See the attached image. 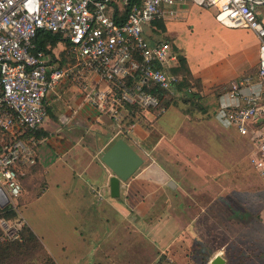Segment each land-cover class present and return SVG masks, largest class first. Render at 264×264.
Here are the masks:
<instances>
[{
	"label": "crops",
	"instance_id": "obj_1",
	"mask_svg": "<svg viewBox=\"0 0 264 264\" xmlns=\"http://www.w3.org/2000/svg\"><path fill=\"white\" fill-rule=\"evenodd\" d=\"M175 7L176 17L146 26V35L152 42L169 40L177 54L186 57L193 77L201 82L194 90L197 96L216 100L218 108L211 119L204 104L190 113L184 103L171 104L162 116L144 112L120 131L109 114L84 99L78 86L68 81L56 86L45 99L48 113L37 131L36 162L20 167L23 192L16 206L56 264H157L164 255L177 259L171 249L189 224L184 219L189 200L184 179L203 173L199 166L187 172V155L199 158L205 155L203 143L210 147V141L197 140L198 149L188 152L187 135L196 129L207 137L209 123L235 129L217 115L232 102L228 88L233 80L252 74L251 87L264 91V80L257 77L260 40L253 30L226 26L214 7L192 0ZM62 43L52 48L54 53ZM177 64L172 61L171 67ZM258 127L264 128V121ZM119 137L143 156L144 163L113 197L114 173L102 153ZM221 139H213L214 150L222 148ZM217 255L229 264L220 252L205 254L202 264H212Z\"/></svg>",
	"mask_w": 264,
	"mask_h": 264
},
{
	"label": "built area",
	"instance_id": "obj_2",
	"mask_svg": "<svg viewBox=\"0 0 264 264\" xmlns=\"http://www.w3.org/2000/svg\"><path fill=\"white\" fill-rule=\"evenodd\" d=\"M182 0H0V130L11 134L0 144V189L16 209L23 192L20 167L36 162L37 131L47 117L46 96L62 82L82 91L86 101L109 114L119 130L129 128L135 114L167 112L152 90L182 96V75L170 71L178 54L167 39L152 42L145 28L176 17ZM214 7L229 27L248 28L260 40L257 77L264 80V0H192ZM42 30L67 39V60H55L37 47ZM50 48V46H47ZM248 74L232 81V102L217 113L219 120L248 137V162L264 185V91L251 87ZM250 89L247 91L246 88ZM252 88V89H251ZM195 87H189L191 94ZM17 210V209H16ZM25 221L0 215V240H22Z\"/></svg>",
	"mask_w": 264,
	"mask_h": 264
},
{
	"label": "rangeland",
	"instance_id": "obj_3",
	"mask_svg": "<svg viewBox=\"0 0 264 264\" xmlns=\"http://www.w3.org/2000/svg\"><path fill=\"white\" fill-rule=\"evenodd\" d=\"M62 44L55 54L58 53L62 63H65L67 44ZM200 101L208 107L212 119L213 110L218 108L216 100ZM209 124L207 137L205 134L199 136L200 132L196 129L187 135L191 141L188 152L196 151V143L203 139L210 141V147L203 143L204 147L200 148L205 155L199 158L187 155L190 167L187 172L197 171L199 166L203 173L195 172L194 175L200 176L191 174L189 179H184L189 195L188 210L184 212L188 229L171 249L177 259L168 260L166 255L162 257L167 264H202L205 254L220 252L229 264H264V185L248 162L251 141L235 129ZM11 137V134L0 130V144ZM218 137L222 138V148L214 150L213 139ZM46 263L44 252L36 248L12 253L8 258L0 256V264Z\"/></svg>",
	"mask_w": 264,
	"mask_h": 264
},
{
	"label": "trees",
	"instance_id": "obj_4",
	"mask_svg": "<svg viewBox=\"0 0 264 264\" xmlns=\"http://www.w3.org/2000/svg\"><path fill=\"white\" fill-rule=\"evenodd\" d=\"M158 22L157 24H159ZM160 28H164L163 25L159 24ZM35 42L37 47L44 49L47 53L51 55V60H55V53L53 52L52 48L56 47L59 42H65L68 44L67 39L63 38L60 33L42 30L38 33L37 37L35 38ZM47 46H50L48 48ZM62 63V62H61ZM63 64V63H62ZM170 71L174 74L182 75V80L177 83L176 91L185 93L182 96H175L166 94V91L161 89L158 86L152 88V90L161 98V101L164 105L169 107L171 104H179L182 102L186 105L184 111L186 113L193 112L196 109H203V104L200 101V97L197 96V93L194 91L193 93H187V89L189 87H201L200 80H196L187 63V59L184 55H178V64L170 68ZM220 92V91H219ZM142 114H135L133 115L131 122H135V120L141 116ZM37 137L40 136L39 133L36 134ZM0 215L6 216L7 218H14L17 217V211L13 208L12 205H6L5 207L0 206ZM1 234V230H0ZM39 249L44 252L45 258L47 260L46 264H56V262L46 253L44 246L37 235L29 228L27 224L24 225L22 230V240H0V256L4 258H8L10 254L15 252H22L24 250H32V249ZM157 264H167L163 257L159 258Z\"/></svg>",
	"mask_w": 264,
	"mask_h": 264
},
{
	"label": "water",
	"instance_id": "obj_5",
	"mask_svg": "<svg viewBox=\"0 0 264 264\" xmlns=\"http://www.w3.org/2000/svg\"><path fill=\"white\" fill-rule=\"evenodd\" d=\"M102 161L113 171L110 179V191L113 197L121 192L122 182L127 181L143 165L144 158L123 137L117 138L113 144L102 153ZM10 202L4 191L0 189V206L5 207ZM225 259L217 255L212 264H224Z\"/></svg>",
	"mask_w": 264,
	"mask_h": 264
}]
</instances>
